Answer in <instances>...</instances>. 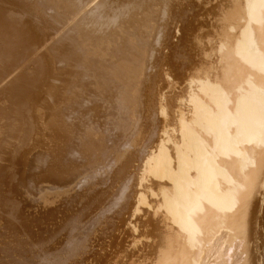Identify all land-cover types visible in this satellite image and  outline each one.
Wrapping results in <instances>:
<instances>
[{"label": "bare ground", "instance_id": "obj_1", "mask_svg": "<svg viewBox=\"0 0 264 264\" xmlns=\"http://www.w3.org/2000/svg\"><path fill=\"white\" fill-rule=\"evenodd\" d=\"M0 264H264V0H0Z\"/></svg>", "mask_w": 264, "mask_h": 264}]
</instances>
